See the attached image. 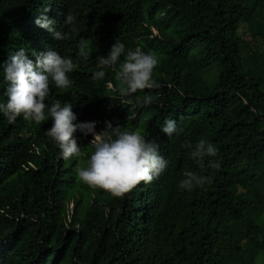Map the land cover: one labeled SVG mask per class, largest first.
Listing matches in <instances>:
<instances>
[{
    "label": "trees",
    "instance_id": "1",
    "mask_svg": "<svg viewBox=\"0 0 264 264\" xmlns=\"http://www.w3.org/2000/svg\"><path fill=\"white\" fill-rule=\"evenodd\" d=\"M45 8L61 33L75 16L68 39L35 23ZM80 38L87 60H77ZM118 40L156 56L158 88L121 97L119 65L93 80ZM21 48L33 62L52 50L77 63L68 88L50 81L49 107L69 102L74 123L96 122L97 133L105 122L139 131L168 166L116 198L77 178L92 135L74 133L82 152L65 160L46 135L50 118L9 123L0 112V264H264V0H0V103ZM166 119L177 122L172 137ZM200 139L218 149L203 169L191 158ZM186 170L211 183L181 189Z\"/></svg>",
    "mask_w": 264,
    "mask_h": 264
},
{
    "label": "clouds",
    "instance_id": "2",
    "mask_svg": "<svg viewBox=\"0 0 264 264\" xmlns=\"http://www.w3.org/2000/svg\"><path fill=\"white\" fill-rule=\"evenodd\" d=\"M45 8L38 16L35 23L52 33L54 39L66 40L69 33L76 30V18L71 13L67 14L65 24L68 27L66 33H61L53 27ZM89 41L80 38L78 41L77 60L89 58ZM124 56L123 62L120 61ZM158 60L154 54L144 52L140 47L126 52L125 45L119 40L112 46L107 58L98 59V67L93 80H103L107 67L116 68V79L120 81L119 95L128 97L137 91L158 88L159 84L153 79V70ZM77 67L71 57L61 56L58 52L49 50L40 54L33 62L26 56L25 49L21 48L10 56L3 72L7 81V102L0 103V112L7 117L9 123H13L18 117L25 121L31 120L40 124L49 118L53 121L46 135L54 141L61 151L62 158L79 157L82 149L78 146L74 133L79 131L82 135H92L90 144L94 146V152L87 161L86 167L75 169L77 178L92 188L102 189L113 197L122 198L130 193L142 182L149 184L158 179L166 170V161L158 151L155 141L146 140L139 131L129 132L117 124L113 127L111 122H105V130L97 133L96 122H80L72 111L69 102L61 104L56 100L50 107L46 104V98L50 94V81L57 89H66L71 81L69 74ZM154 97L147 95L143 104L149 105ZM161 131L172 137L177 133V122L166 119L161 126ZM192 147L191 145H187ZM218 149L205 139H200L191 151V158L203 169L206 157H216ZM209 167H218L214 160L208 161ZM211 179L203 175H197L192 171L184 172V179L179 187L191 191L195 187H203L210 184Z\"/></svg>",
    "mask_w": 264,
    "mask_h": 264
}]
</instances>
